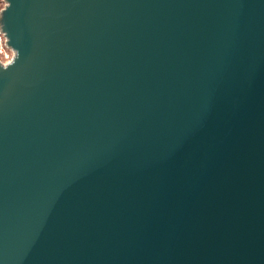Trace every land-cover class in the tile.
Wrapping results in <instances>:
<instances>
[{
	"label": "water",
	"instance_id": "1",
	"mask_svg": "<svg viewBox=\"0 0 264 264\" xmlns=\"http://www.w3.org/2000/svg\"><path fill=\"white\" fill-rule=\"evenodd\" d=\"M0 264H264V0H6Z\"/></svg>",
	"mask_w": 264,
	"mask_h": 264
},
{
	"label": "clouds",
	"instance_id": "2",
	"mask_svg": "<svg viewBox=\"0 0 264 264\" xmlns=\"http://www.w3.org/2000/svg\"><path fill=\"white\" fill-rule=\"evenodd\" d=\"M11 7V3L6 2V0H0V52H3V44L8 37H6V31H5V24L4 21V15L6 11ZM19 57V51H13L12 56L8 58H0V68H3V70L7 71L9 66L14 65V59H18Z\"/></svg>",
	"mask_w": 264,
	"mask_h": 264
},
{
	"label": "built area",
	"instance_id": "3",
	"mask_svg": "<svg viewBox=\"0 0 264 264\" xmlns=\"http://www.w3.org/2000/svg\"><path fill=\"white\" fill-rule=\"evenodd\" d=\"M13 50L8 47L5 42L3 44V52H0V58H8L12 56Z\"/></svg>",
	"mask_w": 264,
	"mask_h": 264
}]
</instances>
